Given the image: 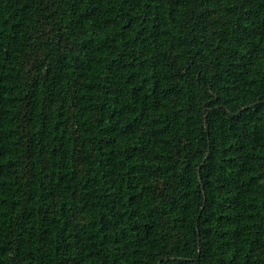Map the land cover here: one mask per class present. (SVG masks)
<instances>
[{"label": "trees", "instance_id": "16d2710c", "mask_svg": "<svg viewBox=\"0 0 264 264\" xmlns=\"http://www.w3.org/2000/svg\"><path fill=\"white\" fill-rule=\"evenodd\" d=\"M0 264H264V0H0Z\"/></svg>", "mask_w": 264, "mask_h": 264}]
</instances>
